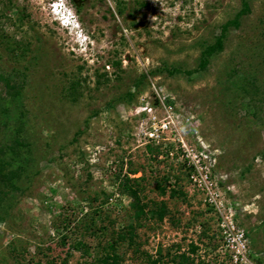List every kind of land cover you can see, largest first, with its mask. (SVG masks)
<instances>
[{
    "label": "rangeland",
    "instance_id": "1",
    "mask_svg": "<svg viewBox=\"0 0 264 264\" xmlns=\"http://www.w3.org/2000/svg\"><path fill=\"white\" fill-rule=\"evenodd\" d=\"M0 148V264H92L125 176L124 264H264V0H0Z\"/></svg>",
    "mask_w": 264,
    "mask_h": 264
},
{
    "label": "trees",
    "instance_id": "2",
    "mask_svg": "<svg viewBox=\"0 0 264 264\" xmlns=\"http://www.w3.org/2000/svg\"><path fill=\"white\" fill-rule=\"evenodd\" d=\"M215 48L220 49L221 48V41H217L215 46L208 47L204 50V53L209 52V54L215 50ZM13 148V147H12ZM149 147V151H150ZM14 150V148H13ZM2 154V149L0 148V156ZM1 164H0V173H1ZM11 176H14L12 174ZM12 178V177H10ZM7 177L4 179H7L8 182L5 183L3 182V187H13L12 181H10ZM10 181V182H9ZM121 188L122 192L126 194L131 202H130V217L131 221L127 223L124 227L121 229H118L114 232H112L109 240L101 246L98 252V255L95 257L93 260L92 264H124L123 259L121 255L117 252V248L119 245H125V246H133L135 244L136 240V229L140 228L143 226V224L147 220H155L158 222L163 221V219L166 217L168 210L167 206L164 202H144L143 197H141V188L138 186L136 183L138 180L137 179H131L128 176H125L121 180ZM161 195L165 194V188L159 189ZM9 191V190H7ZM7 191H3L0 189V193H6ZM176 195H183L182 192H177L176 190H171L170 191V197H174ZM89 229V226L86 228ZM86 248L85 244L82 243L81 241H78L75 245L74 248ZM198 250V247L196 244H190V253H195ZM150 264H159L161 262V259L159 257H156L155 259L151 258ZM189 260V257L185 254H180L178 258L173 260L174 262H179L181 264H186ZM171 263V264H173Z\"/></svg>",
    "mask_w": 264,
    "mask_h": 264
},
{
    "label": "built area",
    "instance_id": "3",
    "mask_svg": "<svg viewBox=\"0 0 264 264\" xmlns=\"http://www.w3.org/2000/svg\"><path fill=\"white\" fill-rule=\"evenodd\" d=\"M158 136L157 130H153V132L149 133L150 139H155ZM190 153V152H189ZM192 159L198 160L197 155H193ZM198 163V162H197ZM223 227L225 228V233L229 232L227 234V237H229L232 234L231 239L229 240L227 238V247L231 248L232 252V261L233 263L237 264H254L249 261L247 258V242L246 239L244 238L243 232L237 231V233H233L235 226L232 224V220L228 221L226 225Z\"/></svg>",
    "mask_w": 264,
    "mask_h": 264
},
{
    "label": "clouds",
    "instance_id": "4",
    "mask_svg": "<svg viewBox=\"0 0 264 264\" xmlns=\"http://www.w3.org/2000/svg\"><path fill=\"white\" fill-rule=\"evenodd\" d=\"M69 19V18H68Z\"/></svg>",
    "mask_w": 264,
    "mask_h": 264
}]
</instances>
